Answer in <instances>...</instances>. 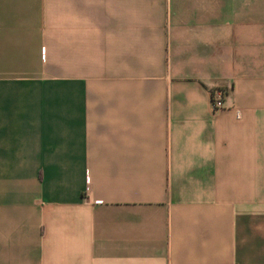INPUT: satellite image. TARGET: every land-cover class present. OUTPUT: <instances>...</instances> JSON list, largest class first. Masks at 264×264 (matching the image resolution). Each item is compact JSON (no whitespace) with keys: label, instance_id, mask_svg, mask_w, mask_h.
Masks as SVG:
<instances>
[{"label":"crops","instance_id":"0c3cea01","mask_svg":"<svg viewBox=\"0 0 264 264\" xmlns=\"http://www.w3.org/2000/svg\"><path fill=\"white\" fill-rule=\"evenodd\" d=\"M0 264H264V0H0Z\"/></svg>","mask_w":264,"mask_h":264},{"label":"built area","instance_id":"2783aa9c","mask_svg":"<svg viewBox=\"0 0 264 264\" xmlns=\"http://www.w3.org/2000/svg\"><path fill=\"white\" fill-rule=\"evenodd\" d=\"M212 105L216 111H220L223 108L221 93H212Z\"/></svg>","mask_w":264,"mask_h":264}]
</instances>
